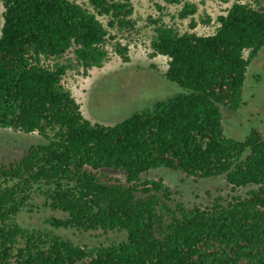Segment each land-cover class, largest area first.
I'll return each mask as SVG.
<instances>
[{
	"label": "trees",
	"instance_id": "1",
	"mask_svg": "<svg viewBox=\"0 0 264 264\" xmlns=\"http://www.w3.org/2000/svg\"><path fill=\"white\" fill-rule=\"evenodd\" d=\"M162 1H185L180 20L197 12L188 0ZM205 1L231 3L211 35L151 21L150 58L167 60L165 79L181 92L103 126L83 118L63 79L101 68L108 45L128 63L110 31L130 27L131 0H0V129L45 140L0 161V264H264V138L227 137L222 115L243 106L247 69L264 47V4ZM155 170L247 191L187 207L163 180L143 178ZM39 207L59 216L46 221L56 230L125 238L89 248L18 224Z\"/></svg>",
	"mask_w": 264,
	"mask_h": 264
},
{
	"label": "rangeland",
	"instance_id": "2",
	"mask_svg": "<svg viewBox=\"0 0 264 264\" xmlns=\"http://www.w3.org/2000/svg\"><path fill=\"white\" fill-rule=\"evenodd\" d=\"M87 8L89 0H79ZM133 14L130 27L123 32L110 31L114 42L128 49V63H123L108 45V59L99 69L93 68L84 76L79 70L70 71L63 79V85L79 105L84 119L92 124L113 126L135 112L149 107L157 101L173 97L181 89L165 79L167 60L157 56L150 58V42L154 36L152 20H161L167 27L179 34L190 32L199 36H208L215 32L217 17L224 15L231 3L188 0L197 6L195 15L180 20L178 13L185 1L179 5H167L162 0H131ZM244 4L257 8L264 0H244ZM3 7L0 3V29L2 27ZM209 23H205L207 20ZM196 27L190 30V24ZM114 42H111L114 44ZM110 43V42H109ZM247 57V52L244 54ZM223 130L227 137L243 140L251 130H256L264 138V47L250 63L243 89V106L236 112L222 109ZM45 143L37 133L23 134L10 129H0V161L19 159L31 145ZM112 176L123 180V175L108 171ZM144 179L163 180L177 199L187 207L205 206L213 199L230 196H244L246 189L232 192L224 178L194 180L180 173L167 170L151 171ZM41 204V201H37ZM59 216L39 207L24 212L16 218L24 228L44 230L68 239L80 246L93 247L110 244L125 238L122 233L89 232L79 233L73 229H54L46 222Z\"/></svg>",
	"mask_w": 264,
	"mask_h": 264
}]
</instances>
